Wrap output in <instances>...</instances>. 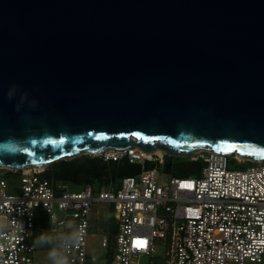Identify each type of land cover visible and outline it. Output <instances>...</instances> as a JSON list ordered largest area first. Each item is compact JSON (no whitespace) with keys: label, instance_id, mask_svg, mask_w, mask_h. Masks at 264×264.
<instances>
[{"label":"water","instance_id":"water-1","mask_svg":"<svg viewBox=\"0 0 264 264\" xmlns=\"http://www.w3.org/2000/svg\"><path fill=\"white\" fill-rule=\"evenodd\" d=\"M9 138L0 168L129 147L264 159V0H0Z\"/></svg>","mask_w":264,"mask_h":264},{"label":"built area","instance_id":"built-area-1","mask_svg":"<svg viewBox=\"0 0 264 264\" xmlns=\"http://www.w3.org/2000/svg\"><path fill=\"white\" fill-rule=\"evenodd\" d=\"M92 155L103 161L127 158L139 164L140 171L119 183L100 188L87 183L71 190L68 183L47 178L46 166L6 168L18 182L0 178V264H32L34 240L44 220L51 235L67 232L69 220L85 226L81 246L69 255L70 264H104L108 259L88 251L95 202L110 204L116 223L113 239L103 234L100 240L111 251L109 264H136L139 256H152L155 240H160L169 264L264 261V159L198 148L187 159L199 165L177 175L160 171L165 152L146 155L129 147ZM146 162L155 165L145 167ZM160 172L169 174L160 179Z\"/></svg>","mask_w":264,"mask_h":264},{"label":"trees","instance_id":"trees-1","mask_svg":"<svg viewBox=\"0 0 264 264\" xmlns=\"http://www.w3.org/2000/svg\"><path fill=\"white\" fill-rule=\"evenodd\" d=\"M151 165L152 163L146 162L145 167H150ZM139 171L140 165L130 162L127 158H122L119 161H103L92 154H81L71 159H61L53 162L45 167L44 174L51 180L66 182L70 186L74 185L80 188L84 184L90 183L94 187L100 188L107 186L111 182L116 181L119 183L122 177L135 175ZM5 172L11 173L9 170ZM1 173L0 170V178ZM46 229L47 221L44 220L37 237L42 232H46ZM36 248L44 249L48 247L41 248L36 246ZM108 261L104 264H109ZM164 264H167L166 261Z\"/></svg>","mask_w":264,"mask_h":264},{"label":"rangeland","instance_id":"rangeland-1","mask_svg":"<svg viewBox=\"0 0 264 264\" xmlns=\"http://www.w3.org/2000/svg\"><path fill=\"white\" fill-rule=\"evenodd\" d=\"M71 159V158H66ZM166 160H172L173 162H177L183 159H187L181 156H165ZM160 171H164V164L159 165ZM1 177L5 178L9 183L18 182L17 175H12L5 172L6 168H0ZM169 172H160V179H165L168 176ZM71 190H77L78 187L71 185ZM17 193V190L15 191ZM71 222V220H69ZM63 228H59V231H62ZM116 231V223L114 220V215L112 211V207L110 204L105 202H95L91 206V212L89 216V228H88V251L94 253L99 258H111V251L108 248H104L100 244L101 236L106 234L111 240L115 235ZM156 250L152 256H139L136 259V264H164L165 261L167 264L168 256L165 254V250L160 245V240H155ZM48 248L37 249L34 254L33 263L32 264H51V261L48 259L47 253ZM245 264H264L262 262H249L246 261Z\"/></svg>","mask_w":264,"mask_h":264},{"label":"clouds","instance_id":"clouds-1","mask_svg":"<svg viewBox=\"0 0 264 264\" xmlns=\"http://www.w3.org/2000/svg\"><path fill=\"white\" fill-rule=\"evenodd\" d=\"M9 99L11 94L9 93ZM21 144L14 138H9L0 141V156L14 155L21 150ZM3 161L0 160V164ZM67 232H59L54 235L42 232L35 240L34 245L37 247H48V259L51 264H70L69 255L72 249H78L85 235L84 225H75L74 223H67L65 225ZM3 251V246L0 245V252Z\"/></svg>","mask_w":264,"mask_h":264},{"label":"bare ground","instance_id":"bare-ground-1","mask_svg":"<svg viewBox=\"0 0 264 264\" xmlns=\"http://www.w3.org/2000/svg\"><path fill=\"white\" fill-rule=\"evenodd\" d=\"M154 153L157 154H162L163 152H165L161 147H157L154 151ZM146 155H149L150 152H144ZM41 167V166H40Z\"/></svg>","mask_w":264,"mask_h":264},{"label":"snow or ice","instance_id":"snow-or-ice-1","mask_svg":"<svg viewBox=\"0 0 264 264\" xmlns=\"http://www.w3.org/2000/svg\"><path fill=\"white\" fill-rule=\"evenodd\" d=\"M100 137H97V139H99ZM139 245L143 246L144 242L143 241H138L137 242Z\"/></svg>","mask_w":264,"mask_h":264},{"label":"flooded vegetation","instance_id":"flooded-vegetation-1","mask_svg":"<svg viewBox=\"0 0 264 264\" xmlns=\"http://www.w3.org/2000/svg\"><path fill=\"white\" fill-rule=\"evenodd\" d=\"M167 160H165V162H166Z\"/></svg>","mask_w":264,"mask_h":264}]
</instances>
